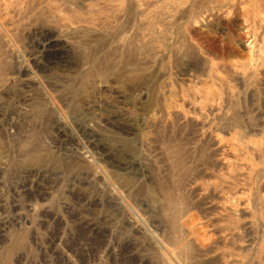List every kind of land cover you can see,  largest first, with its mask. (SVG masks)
Instances as JSON below:
<instances>
[{
    "label": "rangeland",
    "instance_id": "obj_1",
    "mask_svg": "<svg viewBox=\"0 0 264 264\" xmlns=\"http://www.w3.org/2000/svg\"><path fill=\"white\" fill-rule=\"evenodd\" d=\"M0 264H264V0H0Z\"/></svg>",
    "mask_w": 264,
    "mask_h": 264
},
{
    "label": "bare ground",
    "instance_id": "obj_2",
    "mask_svg": "<svg viewBox=\"0 0 264 264\" xmlns=\"http://www.w3.org/2000/svg\"><path fill=\"white\" fill-rule=\"evenodd\" d=\"M249 49H250V48H249ZM251 49H252V47H251ZM210 128H211V127H210ZM213 132H214V131H213ZM211 133H212V132H211ZM212 137H213V136H212ZM212 137H211V138H212ZM216 137H217V136H216ZM216 137H215V138H216ZM176 171H177V170H176ZM209 183H210V182H209ZM212 183H213V182H212ZM215 183H216V182H215ZM202 185H203V184H201V186H202ZM217 185H218V184H217ZM205 186H206V185H205ZM205 186H203V187H205ZM208 186H209V185H208ZM208 186L205 187V188L208 189ZM211 186H212V185H211ZM209 187H210V186H209ZM199 188H201V187H199ZM205 188H204V189H205ZM214 188H215V187H214ZM202 189H203V188H202ZM209 189H210V188H209ZM212 189H213V188H212ZM200 190H201V189H200ZM210 191H211V190H210ZM214 192H215V190H214ZM224 192H225V191H224ZM207 193H208V192H207ZM212 194H213V193H212ZM219 195H220V194H219ZM221 195H222V194H221ZM221 197H222V196H221ZM221 197L219 196V198H221ZM223 197H224V195H223ZM228 197H230V196H228ZM226 198H227V197H226ZM233 198L236 199L235 197H233ZM217 199H218V198H217ZM224 199H225V198H224ZM224 199L221 198V200H223V201H226V200H227V199H226V200H224ZM252 199H253V198H252ZM223 201H221V202H219V203L221 204V203H223ZM234 201H236V200H234ZM231 202H233V201H231ZM231 202H230V200H229V203L227 202V204H230ZM227 204H226V205H227ZM235 204H236V203H235ZM237 204H238V203H237ZM237 204H236V205H237ZM230 206H232V205H230ZM225 207H226V206H225ZM233 207H234V206H233ZM228 208L231 209L229 206H228ZM188 209H189V208H188ZM232 210H234V208H232ZM175 211H176V210H175ZM229 212L231 213L230 210H229ZM232 212H234V211H232ZM235 212H236V211H235ZM168 213H169V212H168ZM176 214H177V213H176ZM180 214H181V213H180ZM234 214H235V213H234ZM173 217H174V216H173ZM173 217H172V218H173ZM176 217H177V215H176ZM177 218H178V217H177ZM176 220H178V219H175V221H174V219L172 220V222H173V226H174V227L177 226V225H176V224H177V223H176ZM181 220H182V219H181ZM188 224H189V223H188ZM188 224H187V220H184V221L182 222V226H184V227H183V231H184V232L186 231V232L188 233V235L191 236V237L194 239V241H197V240H203V241H204L205 238L207 237V236L205 235L204 231H203L200 227H194L193 225H188ZM178 226H179V225H178ZM183 231H182V232H183ZM178 234H179V233H178ZM188 235H187V236H188ZM191 237H190V238H191ZM190 238H189V239H190ZM192 241H193V240H192ZM203 241H201V242H200V241H199V242L197 241V244H199V245H203V244H204ZM193 243H195V242H193ZM254 243H255V242H254ZM250 247H251V246H250ZM260 247H261V246H260Z\"/></svg>",
    "mask_w": 264,
    "mask_h": 264
}]
</instances>
